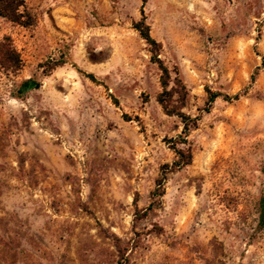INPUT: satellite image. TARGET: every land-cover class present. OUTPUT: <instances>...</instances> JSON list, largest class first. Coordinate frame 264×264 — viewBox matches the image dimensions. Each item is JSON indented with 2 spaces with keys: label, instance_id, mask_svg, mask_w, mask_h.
<instances>
[{
  "label": "rangeland",
  "instance_id": "obj_1",
  "mask_svg": "<svg viewBox=\"0 0 264 264\" xmlns=\"http://www.w3.org/2000/svg\"><path fill=\"white\" fill-rule=\"evenodd\" d=\"M26 2L32 27L0 17V41L23 59L0 71V264H117L119 250L129 264H264V0L144 4L187 88L170 104L198 118L191 163L167 174L151 210L184 125L157 100L161 71L133 27L141 0ZM30 77L40 86L17 96ZM206 88L246 92L207 111Z\"/></svg>",
  "mask_w": 264,
  "mask_h": 264
},
{
  "label": "trees",
  "instance_id": "obj_2",
  "mask_svg": "<svg viewBox=\"0 0 264 264\" xmlns=\"http://www.w3.org/2000/svg\"><path fill=\"white\" fill-rule=\"evenodd\" d=\"M147 0H141L140 13L141 17L139 20L133 22V27L138 31L141 38L149 46V51L151 53V61L155 62L161 71L160 84L162 87V92L158 94L157 100L162 106L163 110L167 114H176L181 118L184 125L183 135H180L174 140L168 141V146L174 152V159L171 163H165L160 166L159 176L155 180V187L150 193L151 202L147 206L146 210H151L153 208H158L162 205V196L164 194V184L167 178V174L170 172L177 171L182 167L191 163L192 160V148L190 142L187 140L186 136L191 127L196 126V121L198 118H189L183 112L178 110L176 107H172L170 104L173 93H178L181 96L182 102L186 98L187 88L179 75V69L177 66H173L170 70L159 57L161 51V43L156 41L150 35V28L146 22V16L144 14V4ZM0 17L7 19L14 25H18L24 28L32 27L36 23V16L29 8L26 0H0ZM64 61L60 58L58 60L52 61L44 74H49V72L56 66L62 65ZM23 66V59L20 52L16 49L12 42L10 35H4L0 41V71L17 73ZM264 66V57H262V65ZM260 66L256 67L255 71L251 75V80L253 81L255 73L259 70ZM171 72L175 75L172 77ZM85 75L94 82H98L93 73H85ZM174 84L169 86L170 82ZM40 81L35 78H27L22 80L17 89L16 95L22 97L25 93L30 90L36 89L40 86ZM207 99L205 101V109L208 111L217 97H222L225 100L231 101L233 99H238L243 93L237 92L232 96L223 94L218 91L210 90L206 88ZM125 118H128L124 114ZM183 143V146L180 145ZM264 228V196H261L258 203L257 212V222L256 229ZM117 264H129V258L125 255L124 251L119 250V257Z\"/></svg>",
  "mask_w": 264,
  "mask_h": 264
},
{
  "label": "crops",
  "instance_id": "obj_3",
  "mask_svg": "<svg viewBox=\"0 0 264 264\" xmlns=\"http://www.w3.org/2000/svg\"><path fill=\"white\" fill-rule=\"evenodd\" d=\"M47 3H48V0H41V4L43 5V4H46L47 5Z\"/></svg>",
  "mask_w": 264,
  "mask_h": 264
}]
</instances>
